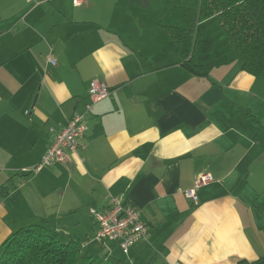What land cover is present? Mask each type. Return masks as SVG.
<instances>
[{"label": "crops", "instance_id": "obj_1", "mask_svg": "<svg viewBox=\"0 0 264 264\" xmlns=\"http://www.w3.org/2000/svg\"><path fill=\"white\" fill-rule=\"evenodd\" d=\"M167 7L0 0V254L32 211H48L53 228L76 235L75 215L103 211L112 196L147 228L126 256L106 244L123 264H264L261 75L239 62L208 78L191 74L158 27ZM93 80L110 93L91 103ZM76 113L86 131L69 161L24 172ZM202 173L212 181L193 202L184 192ZM93 232L91 220L82 243L101 253Z\"/></svg>", "mask_w": 264, "mask_h": 264}, {"label": "trees", "instance_id": "obj_2", "mask_svg": "<svg viewBox=\"0 0 264 264\" xmlns=\"http://www.w3.org/2000/svg\"><path fill=\"white\" fill-rule=\"evenodd\" d=\"M158 27L173 42L177 63L196 77L208 78L233 62L254 77L264 71V0H169ZM51 224L13 232L1 247L0 264H123L114 256L104 261L77 235Z\"/></svg>", "mask_w": 264, "mask_h": 264}, {"label": "built area", "instance_id": "obj_3", "mask_svg": "<svg viewBox=\"0 0 264 264\" xmlns=\"http://www.w3.org/2000/svg\"><path fill=\"white\" fill-rule=\"evenodd\" d=\"M71 2L74 7H78L83 4L84 0H71ZM48 61L55 65L54 60L48 59ZM109 93L110 90L104 83L97 80L90 82L88 96L91 103L105 99ZM85 108L88 111L90 104L86 105ZM85 131L86 120L84 114H74L66 125L54 134L50 148L35 167L24 172L36 173L55 163L68 162L69 155L77 151L79 140L83 137ZM211 181L212 177L207 173L198 175L192 188L185 191L184 196L196 202V191ZM89 216L94 225L91 243L98 245L113 244L123 256H126L147 235V228L140 221L137 209L119 198L109 196L107 207L103 211L91 210Z\"/></svg>", "mask_w": 264, "mask_h": 264}, {"label": "rangeland", "instance_id": "obj_4", "mask_svg": "<svg viewBox=\"0 0 264 264\" xmlns=\"http://www.w3.org/2000/svg\"><path fill=\"white\" fill-rule=\"evenodd\" d=\"M166 2L169 3V0H166ZM258 81L264 83V71L262 72ZM17 212L21 214H25L27 211H17ZM32 212H34V217L31 219L24 220L23 221L24 223H22L21 226L25 227L31 224H45V222L48 220V211H32ZM75 219L80 220L79 221L80 224H78L76 227V235H78L81 238V240L87 244L88 239H89V232H90V226H91L92 219L91 217L89 218V216L85 215L83 212L75 215ZM73 220H74V217H73ZM70 221L71 220H69V223H66L60 226L62 227L67 226L68 228H70L71 227ZM97 246H100V245H94V248H97ZM101 247L102 249H100L101 250L100 254L102 256V259L105 261L110 251L109 245L104 244V245H101ZM90 248L92 249L93 247H90ZM113 256L120 257L117 249L113 251Z\"/></svg>", "mask_w": 264, "mask_h": 264}]
</instances>
